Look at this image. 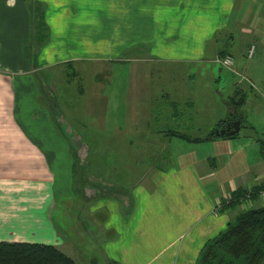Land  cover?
Returning a JSON list of instances; mask_svg holds the SVG:
<instances>
[{"label":"crops","instance_id":"obj_1","mask_svg":"<svg viewBox=\"0 0 264 264\" xmlns=\"http://www.w3.org/2000/svg\"><path fill=\"white\" fill-rule=\"evenodd\" d=\"M31 1L47 3L46 17L55 38L63 36L74 44L68 50H57V59L53 60L56 51L50 43L41 52L49 61L41 65H31L25 43L17 47L14 43V28L24 22L29 26ZM97 11L106 14L95 16ZM99 24L100 34H96L94 28ZM95 35L99 40L94 39ZM140 42L153 43L150 52L141 54L147 59L174 64L217 63L223 69L217 58L224 49L233 56L237 69L238 65L247 69L252 45L256 46L253 57L256 53L264 56V0H0V241L53 244L79 264V257L72 251L80 250L84 236H96L80 222L70 224L71 235L55 224L59 200L51 164L54 152L28 125L31 112L23 106L36 86L30 76L56 66L58 73L59 68H72L92 58L109 59L112 56L95 55L104 51L103 44L108 52L113 47L123 49ZM209 42L213 43L210 52ZM241 56L244 59L237 63ZM237 69L232 71L236 73ZM204 71H209L214 81L222 79L221 71L205 66L198 72L187 70L183 74L198 81L197 76ZM241 83L231 85L225 108L214 112L213 127L207 135L220 120L240 114L239 109L247 101ZM188 86L157 88V103L152 104L156 120L163 117L167 122L181 117L178 124L183 129L185 117L188 122L212 111V94H204V102L194 101L185 95L191 90ZM216 90L218 96H223ZM240 98L245 100L241 107L231 104ZM52 124L59 133L53 118ZM167 131L160 128L156 132L193 143L178 166L156 168L148 180L133 189L116 190L112 195L105 190L95 201L91 186L79 185L84 186L82 196H76L74 202H80L83 215L90 221L101 224V236L92 242L96 245L92 250L97 252V264H109L110 260L119 264H195L205 242L238 214L237 205L218 211L217 203L245 188L264 185V161H246V144L236 140L239 133L233 138L218 136L196 142ZM260 153L264 159V139L260 140ZM217 156L223 161L221 168L215 161ZM68 170L73 180V164ZM259 201V197L254 199V203ZM93 259L87 256L85 263L92 264Z\"/></svg>","mask_w":264,"mask_h":264},{"label":"rangeland","instance_id":"obj_2","mask_svg":"<svg viewBox=\"0 0 264 264\" xmlns=\"http://www.w3.org/2000/svg\"><path fill=\"white\" fill-rule=\"evenodd\" d=\"M47 7V3L33 4L31 1L28 6L29 26H25L24 22L14 28L15 47L25 43L26 55L31 65H41L49 61L43 59L41 52L50 43L54 48L53 52L56 51L53 60L57 59V50L65 51L74 46L71 40L63 36L55 38L54 30L46 17ZM102 13L106 14L97 11L95 16L100 17ZM95 31L100 34V24L94 28ZM94 39L99 40L96 35ZM152 44L140 42L123 49L113 47L108 52L103 44L104 51L95 55L112 56L109 59L92 58L79 61L72 68H59L58 73L56 66L41 69L30 76L31 82L36 86L28 100L23 102V106L24 110L31 112L28 125L54 152L51 164L56 173L59 200L54 221L68 235L72 234L70 224L80 222L84 227L93 230L96 237L101 236L100 222L90 221L83 215L84 209L80 202H74L76 196H82L80 192L84 186H91L95 201L105 190L111 193L125 188L133 189L139 182L148 180L156 168L178 166L183 161L182 157L189 154L190 150L187 148H191L193 143L164 137L156 132L157 129H167L169 135L173 131H183L191 137L207 135L208 129L213 127L215 113L225 108L224 100L235 82L241 81V86L247 93V101L239 109L244 120L236 140L246 144L243 149L248 163L264 161L260 153V140L264 139V56L256 53L252 59L249 57L247 64L250 67L247 69L244 68L245 65H238L237 69L234 60L233 68L238 71L235 73L223 66L221 69L217 63L199 61L174 64L142 57L141 54L151 51ZM212 44H208L209 52L212 51ZM213 57L211 55V59ZM241 59L244 58L239 57L237 63ZM204 66L209 70L217 68L221 71L222 79L212 80L209 71L197 76L198 81H192L193 78L183 74L187 70L198 72ZM171 69L175 74L171 73ZM199 83V88H194ZM174 85L185 88L191 85L190 92L185 95L194 101L204 102L207 94H212V111L195 119H188V122L185 117L183 129L178 124L181 117L171 119L168 123L163 117L156 120L152 104L157 103V88L162 87L164 90V87ZM216 89L223 96H218ZM201 106L206 107V104L202 103ZM52 118L59 133L53 128ZM73 153L76 154V161ZM215 161L219 167L223 164L220 156ZM72 164L73 180L69 179L71 172L68 170ZM102 180L113 185L107 186ZM82 184L84 186L79 188ZM259 205H264L262 199L252 205H237L235 210L240 213ZM96 237L93 238L95 241L98 240ZM84 238L85 242L78 246L80 250L72 253L79 257V264H90V261L85 263L86 257H98L97 252L92 250L96 245L92 243L94 240L91 236L86 235ZM99 260L101 263L102 258Z\"/></svg>","mask_w":264,"mask_h":264},{"label":"trees","instance_id":"obj_3","mask_svg":"<svg viewBox=\"0 0 264 264\" xmlns=\"http://www.w3.org/2000/svg\"><path fill=\"white\" fill-rule=\"evenodd\" d=\"M226 53V50H220L219 57L226 56ZM244 101V98L233 99L231 104L239 108ZM243 118L241 114H233L220 120L204 138H191L186 134L180 135L178 131L171 132V135H179L189 141L196 142L211 140L218 137L216 129L223 126L227 121L241 119L243 124ZM223 137L233 138L235 136L225 135ZM73 155L75 157L74 161H76V154L73 153ZM252 189L255 192V199L258 197L257 193L264 189V185L252 187ZM246 191L247 188L237 195L232 194V199L229 202L223 199L222 206L217 210L224 211L230 205L241 204L240 197ZM0 264H77V262L53 244L0 241ZM92 264H97L95 258L92 260ZM109 264H119V262L110 260ZM195 264H264V205L245 209L232 217L224 230L205 242Z\"/></svg>","mask_w":264,"mask_h":264},{"label":"built area","instance_id":"obj_4","mask_svg":"<svg viewBox=\"0 0 264 264\" xmlns=\"http://www.w3.org/2000/svg\"><path fill=\"white\" fill-rule=\"evenodd\" d=\"M256 51V46L255 45H252L250 48H249V51H248V57L252 58L254 56V53ZM217 61L223 66V67H226L227 69H230V70H233L234 71V58L233 56L231 55H226L224 57H219L217 58ZM254 195H255V192L254 190L252 189V187H249L247 188V191L246 193L240 197V201H241V204H254ZM258 197L260 199L263 200L264 202V189H261L258 193H257ZM232 199V195H228V196H225L224 200L226 202H229L230 200ZM222 203L223 201H219L217 203V209H219L221 206H222Z\"/></svg>","mask_w":264,"mask_h":264},{"label":"water","instance_id":"obj_5","mask_svg":"<svg viewBox=\"0 0 264 264\" xmlns=\"http://www.w3.org/2000/svg\"><path fill=\"white\" fill-rule=\"evenodd\" d=\"M242 126V120L241 119H232L227 121L223 126L216 129V135L217 136H235L237 135Z\"/></svg>","mask_w":264,"mask_h":264}]
</instances>
